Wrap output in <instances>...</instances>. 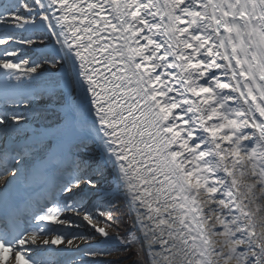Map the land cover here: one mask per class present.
Segmentation results:
<instances>
[{
    "label": "snow or ice",
    "instance_id": "snow-or-ice-1",
    "mask_svg": "<svg viewBox=\"0 0 264 264\" xmlns=\"http://www.w3.org/2000/svg\"><path fill=\"white\" fill-rule=\"evenodd\" d=\"M0 179V264H264V0H0Z\"/></svg>",
    "mask_w": 264,
    "mask_h": 264
},
{
    "label": "trees",
    "instance_id": "trees-1",
    "mask_svg": "<svg viewBox=\"0 0 264 264\" xmlns=\"http://www.w3.org/2000/svg\"><path fill=\"white\" fill-rule=\"evenodd\" d=\"M126 212H127V207L124 206V205L122 204V205H121V208H120V211L117 212V213H119V215H120L119 217H120L121 219H123V218H125V213H126ZM117 213H115V215H116ZM117 223H120V220H117ZM119 253H120L119 257H123V256H125V254H126V252H125L124 249H119ZM134 259H135L134 256H127V258L124 259V260H126L127 262L124 263V264H131V262H132ZM122 260H123V259H118V260H116V261H118V264H123V263H122Z\"/></svg>",
    "mask_w": 264,
    "mask_h": 264
},
{
    "label": "rangeland",
    "instance_id": "rangeland-1",
    "mask_svg": "<svg viewBox=\"0 0 264 264\" xmlns=\"http://www.w3.org/2000/svg\"><path fill=\"white\" fill-rule=\"evenodd\" d=\"M116 216H120L119 215V213H117L116 214ZM119 255H120V253H119V250L117 251V252H114L113 254H112V256L111 257H109V258H107V259H112L113 261H116V260H118L119 259ZM127 261L126 260H122V263L124 264V263H126Z\"/></svg>",
    "mask_w": 264,
    "mask_h": 264
},
{
    "label": "bare ground",
    "instance_id": "bare-ground-1",
    "mask_svg": "<svg viewBox=\"0 0 264 264\" xmlns=\"http://www.w3.org/2000/svg\"><path fill=\"white\" fill-rule=\"evenodd\" d=\"M4 179H7V177H5ZM0 184H3V179H0Z\"/></svg>",
    "mask_w": 264,
    "mask_h": 264
}]
</instances>
